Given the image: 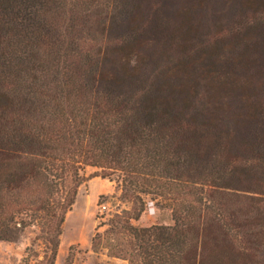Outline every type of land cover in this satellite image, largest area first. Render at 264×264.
<instances>
[{
    "label": "trees",
    "instance_id": "trees-1",
    "mask_svg": "<svg viewBox=\"0 0 264 264\" xmlns=\"http://www.w3.org/2000/svg\"><path fill=\"white\" fill-rule=\"evenodd\" d=\"M86 167L170 213L129 264H264V0H0V239L54 264Z\"/></svg>",
    "mask_w": 264,
    "mask_h": 264
},
{
    "label": "rangeland",
    "instance_id": "rangeland-1",
    "mask_svg": "<svg viewBox=\"0 0 264 264\" xmlns=\"http://www.w3.org/2000/svg\"><path fill=\"white\" fill-rule=\"evenodd\" d=\"M93 171L94 168L91 167L81 171L85 180L62 223L54 264H129L125 253L129 249L127 240L110 239L111 243L116 244L114 248H110L105 239L107 223L115 210L130 211L132 215L139 213L136 219L130 220L139 227L171 222L169 211L157 208L149 196H143L142 204L125 199L117 180L90 177ZM101 205H105V209L102 210ZM25 218L20 215L21 221L26 223L25 227L20 228L16 238L0 239V264H44L39 259L42 258L46 245L42 239L35 237L37 228Z\"/></svg>",
    "mask_w": 264,
    "mask_h": 264
},
{
    "label": "built area",
    "instance_id": "built-area-1",
    "mask_svg": "<svg viewBox=\"0 0 264 264\" xmlns=\"http://www.w3.org/2000/svg\"><path fill=\"white\" fill-rule=\"evenodd\" d=\"M102 210L105 209V205H101Z\"/></svg>",
    "mask_w": 264,
    "mask_h": 264
}]
</instances>
